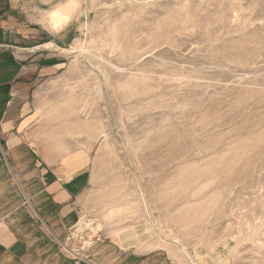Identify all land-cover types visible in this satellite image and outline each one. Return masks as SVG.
<instances>
[{
	"label": "rangeland",
	"instance_id": "rangeland-1",
	"mask_svg": "<svg viewBox=\"0 0 264 264\" xmlns=\"http://www.w3.org/2000/svg\"><path fill=\"white\" fill-rule=\"evenodd\" d=\"M26 1L44 65L0 58L2 164L85 162L84 223L163 261L264 264V0Z\"/></svg>",
	"mask_w": 264,
	"mask_h": 264
},
{
	"label": "crops",
	"instance_id": "crops-1",
	"mask_svg": "<svg viewBox=\"0 0 264 264\" xmlns=\"http://www.w3.org/2000/svg\"><path fill=\"white\" fill-rule=\"evenodd\" d=\"M65 5L51 13L55 28L70 17L58 20L59 11ZM27 6L26 0H0V58L17 65L14 81L25 79L29 70L40 71L44 65L39 59L29 70L23 66L29 57L36 61L44 51L43 44L35 46L33 42L31 48L28 45V40H34L44 27L37 29V24L28 19ZM44 25L50 26L49 22ZM55 37L57 42L64 38ZM49 66L55 69L57 61L50 62ZM11 102L8 100L5 109L0 110V120L7 115L10 119L7 107ZM25 106L26 103H21L18 120L28 118ZM6 148L4 154L11 155H7L4 164L0 160V170L5 174L0 176L3 184L0 188V264H175L169 257L165 261L158 259L155 249L143 251L138 240L108 239L84 223L80 202L90 185L85 162L79 164L70 157L54 161L39 159L38 152L27 145ZM21 152L25 155L16 157ZM28 155L31 159H27ZM12 168L30 169L33 173L27 176L25 171V177L12 178L7 175L12 174ZM13 184L20 186V192L12 191ZM28 186L34 191L25 192Z\"/></svg>",
	"mask_w": 264,
	"mask_h": 264
},
{
	"label": "bare ground",
	"instance_id": "bare-ground-1",
	"mask_svg": "<svg viewBox=\"0 0 264 264\" xmlns=\"http://www.w3.org/2000/svg\"><path fill=\"white\" fill-rule=\"evenodd\" d=\"M74 3L71 2L68 5H65L60 11H59V16L58 20L59 21H64L67 19L69 15H71V12L73 10Z\"/></svg>",
	"mask_w": 264,
	"mask_h": 264
}]
</instances>
